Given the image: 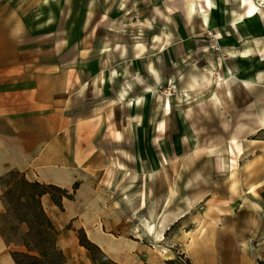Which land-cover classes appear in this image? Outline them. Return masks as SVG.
<instances>
[{
	"label": "rangeland",
	"instance_id": "obj_1",
	"mask_svg": "<svg viewBox=\"0 0 264 264\" xmlns=\"http://www.w3.org/2000/svg\"><path fill=\"white\" fill-rule=\"evenodd\" d=\"M251 6L259 9L253 17ZM261 11L264 0L44 2L43 45L29 52L28 74L43 62L45 99L56 98L72 120L98 99L84 93L83 69L73 67L93 28L110 61L131 65L129 89L143 84L133 65L147 81V62L157 70L150 98L110 115L119 132L93 149L101 205L81 215L91 226L65 219L61 207L58 217L50 213L66 264H264ZM80 229L100 250L81 245Z\"/></svg>",
	"mask_w": 264,
	"mask_h": 264
},
{
	"label": "crops",
	"instance_id": "obj_2",
	"mask_svg": "<svg viewBox=\"0 0 264 264\" xmlns=\"http://www.w3.org/2000/svg\"><path fill=\"white\" fill-rule=\"evenodd\" d=\"M44 2L49 0H0V177L14 169L30 180L66 189L70 196L62 200V216L77 226L89 227L92 220H83L81 215L97 210L102 197L93 178V149L108 132H119L118 122L109 119L110 115H122V105L139 108L143 97L150 98V82L157 77V70L147 62L146 75L151 78L147 81L142 68L133 65L132 74L141 76L143 84L129 89L124 75L131 65L125 68L121 60L110 61L111 48L100 42L98 28H93L89 41L84 40V59L78 65L74 61L73 67L83 69L84 93L94 92L98 99L85 104L83 118L72 120L56 98L45 99L43 62H36L41 69L30 77L28 74L29 64H33L29 62V52L43 45ZM66 31L70 38L71 31ZM65 41L66 38L55 42L54 46ZM75 79L73 76L74 85ZM143 113L144 110L134 111L132 117H141ZM2 193L0 186V212L5 210ZM42 201L49 215L59 216V206L50 194L43 195ZM13 248L0 234V264H16L11 254Z\"/></svg>",
	"mask_w": 264,
	"mask_h": 264
},
{
	"label": "trees",
	"instance_id": "obj_3",
	"mask_svg": "<svg viewBox=\"0 0 264 264\" xmlns=\"http://www.w3.org/2000/svg\"><path fill=\"white\" fill-rule=\"evenodd\" d=\"M4 185L6 189H4ZM5 210L0 212V234L11 250L16 264H66L67 256L58 244L59 228L45 210L42 197L50 194L62 208V200L70 194L54 184L30 180L25 173L10 170L0 177ZM19 235V238H13ZM81 245L90 251L100 250L83 229L79 230Z\"/></svg>",
	"mask_w": 264,
	"mask_h": 264
},
{
	"label": "bare ground",
	"instance_id": "obj_4",
	"mask_svg": "<svg viewBox=\"0 0 264 264\" xmlns=\"http://www.w3.org/2000/svg\"><path fill=\"white\" fill-rule=\"evenodd\" d=\"M207 1H208V4L211 5V0H207ZM244 1H245V0H244ZM258 11H259V9H258L256 6H251V8L247 11V15H248L249 17H253V16H255V15L257 14ZM260 15H262L261 17H263V16H264V12L261 11V12H260ZM208 25H209L210 27H212V24H206V26H203V28H204V29L208 28ZM246 37H249V36H246ZM217 97H218V96H217ZM218 100H220V99L218 98ZM167 106H168V107L170 106V100H168V102H167ZM260 122H261V124H264V115L260 118Z\"/></svg>",
	"mask_w": 264,
	"mask_h": 264
}]
</instances>
